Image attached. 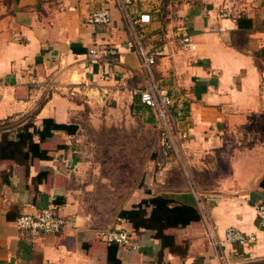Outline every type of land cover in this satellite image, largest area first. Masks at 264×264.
<instances>
[{
    "label": "crops",
    "instance_id": "crops-1",
    "mask_svg": "<svg viewBox=\"0 0 264 264\" xmlns=\"http://www.w3.org/2000/svg\"><path fill=\"white\" fill-rule=\"evenodd\" d=\"M103 6L112 23H90ZM141 9L149 18L133 26L118 0H0V144L27 122L31 131L44 118L77 125L35 135L49 158L0 150V264L264 262L255 210L264 201V0H141ZM184 34L195 51L182 47ZM94 46L117 53L85 74ZM139 46L156 54L155 75L187 117L179 156L161 154L156 116L133 94L148 82ZM157 195L197 205L202 218L159 234L152 205L140 207ZM45 206L66 219L63 231L22 234L15 219ZM230 226L256 239L217 243ZM108 228L128 231L133 245L106 242Z\"/></svg>",
    "mask_w": 264,
    "mask_h": 264
},
{
    "label": "built area",
    "instance_id": "built-area-1",
    "mask_svg": "<svg viewBox=\"0 0 264 264\" xmlns=\"http://www.w3.org/2000/svg\"><path fill=\"white\" fill-rule=\"evenodd\" d=\"M125 13L126 19L133 26L142 25L149 15L141 9V0H118ZM223 15H227L224 12ZM89 22L93 24L109 25L112 23L111 11L107 6H103L90 15ZM182 47L186 50L195 51L196 43L193 41L190 34H184L181 37ZM138 52L141 57L142 67L147 73L148 82L145 87L136 88L133 94L137 96L140 102L150 107L157 119L159 129V150L164 157L172 154L179 156L180 148L189 138V129L186 115L176 108L178 97L163 87L156 75L154 66L157 61V56L152 51L138 47ZM117 53L113 47L101 49L98 46L92 47L87 56V64L84 67L85 74L93 73V65L97 63L101 57L110 62L112 57ZM50 86V84H47ZM197 201L200 206L204 204L203 195L196 193ZM206 199L209 202H216L215 195H208ZM256 219L258 226L264 230V201L255 206ZM66 219L59 214L55 208L45 206L35 212H24L20 214L15 223L22 234L45 235L58 234L63 231L66 225ZM209 235L212 240L215 239L214 234L216 228L214 225L208 227ZM100 236L108 243H117L118 245H133L132 239L128 231L121 228H108L100 231ZM256 236L245 233L235 226H230L226 229L223 239L217 238V243H229L232 245L245 246L255 240ZM224 264H235L224 260Z\"/></svg>",
    "mask_w": 264,
    "mask_h": 264
},
{
    "label": "trees",
    "instance_id": "trees-1",
    "mask_svg": "<svg viewBox=\"0 0 264 264\" xmlns=\"http://www.w3.org/2000/svg\"><path fill=\"white\" fill-rule=\"evenodd\" d=\"M4 123L6 122H0V126ZM30 126L32 125L27 122L16 129L15 137L10 135L5 136L0 144V150L4 153L19 152L25 157L36 156L39 158H49L48 150L42 148L40 143L34 139L35 135L50 137L57 130H66L70 133H74L77 130V125L60 123L53 118H44L41 129L34 127V130L31 131ZM143 203L152 205L151 225L157 227L159 234H163L166 228L186 226L192 221H197L202 218V214L197 205L178 203L173 198L165 195H157L150 200L143 201L140 207ZM139 212L140 209L133 210L130 214L137 216ZM110 244L117 245V243ZM114 260L116 264H120L118 259L115 258ZM261 263L264 262L261 261L258 264Z\"/></svg>",
    "mask_w": 264,
    "mask_h": 264
},
{
    "label": "rangeland",
    "instance_id": "rangeland-1",
    "mask_svg": "<svg viewBox=\"0 0 264 264\" xmlns=\"http://www.w3.org/2000/svg\"><path fill=\"white\" fill-rule=\"evenodd\" d=\"M108 8H109V7H108ZM109 9H110V8H109ZM154 154H156L155 151H153V156H154ZM259 229H260V228H259ZM261 230H262V229H261ZM263 231H264V230H263ZM261 264H264V263H261Z\"/></svg>",
    "mask_w": 264,
    "mask_h": 264
}]
</instances>
